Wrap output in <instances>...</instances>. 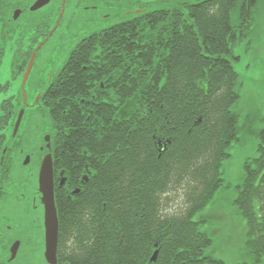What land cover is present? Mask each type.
I'll return each instance as SVG.
<instances>
[{
  "label": "trees",
  "instance_id": "trees-1",
  "mask_svg": "<svg viewBox=\"0 0 264 264\" xmlns=\"http://www.w3.org/2000/svg\"><path fill=\"white\" fill-rule=\"evenodd\" d=\"M263 4L194 0L94 32L105 65L125 53L130 67L94 70L90 103L51 104L67 178L56 197L59 262L226 264L205 253L213 240L194 217L224 185L223 162L244 131L258 135V156L245 163L235 204L246 248L264 262V128L240 125L234 110L242 90L235 51L252 42ZM67 91L86 96L84 86Z\"/></svg>",
  "mask_w": 264,
  "mask_h": 264
},
{
  "label": "flooded vegetation",
  "instance_id": "flooded-vegetation-1",
  "mask_svg": "<svg viewBox=\"0 0 264 264\" xmlns=\"http://www.w3.org/2000/svg\"><path fill=\"white\" fill-rule=\"evenodd\" d=\"M39 1L45 4L32 10ZM129 2L0 0V264H48L39 191L45 156L52 157L55 196L66 192L67 185L59 162L60 145L52 131L51 104L90 103L94 101V70L103 66L114 71L129 69L125 53L123 58L117 54L115 64L105 65L94 37L99 29L125 19L121 18L124 12L116 9ZM135 4L139 12L149 9L146 0ZM78 86L86 88L85 97L67 91ZM16 242L18 250L12 258Z\"/></svg>",
  "mask_w": 264,
  "mask_h": 264
},
{
  "label": "rangeland",
  "instance_id": "rangeland-1",
  "mask_svg": "<svg viewBox=\"0 0 264 264\" xmlns=\"http://www.w3.org/2000/svg\"><path fill=\"white\" fill-rule=\"evenodd\" d=\"M185 1L189 3L194 0H146L148 4L145 6L160 9L169 5L177 6ZM135 2L130 0L128 6L126 3V7L121 6L120 11L116 9L119 14L124 12L121 18L139 12L138 5L133 4ZM259 6L255 19L256 29L249 38L252 42L244 41L235 51L238 56L235 68L240 76L242 90L241 98L234 106L239 114L240 125L244 121L251 124L249 121L253 119V122L257 121V129L264 128V4ZM232 21L237 22L235 12ZM256 135L244 131L240 135V142L232 144L231 156L222 165L224 185L217 191L212 202L194 217L197 221H203L201 230L207 232L213 240L205 253L226 264H256L246 248L247 223L235 204L237 187L243 184L245 163L258 156L259 139Z\"/></svg>",
  "mask_w": 264,
  "mask_h": 264
},
{
  "label": "water",
  "instance_id": "water-1",
  "mask_svg": "<svg viewBox=\"0 0 264 264\" xmlns=\"http://www.w3.org/2000/svg\"><path fill=\"white\" fill-rule=\"evenodd\" d=\"M44 2H37L32 10H37L42 7ZM34 58L30 62L29 68L31 69ZM29 71L27 72V75ZM22 119V112L18 117L16 123V129L19 127ZM49 141V137H46ZM39 191L42 195V203L44 205V226H45V261L48 264H58V243H59V217L56 205V196L54 192L53 181V162L51 155L45 156L39 173ZM19 242H16L12 247V258L15 256L18 250ZM157 253L154 255V259ZM68 264V263H67Z\"/></svg>",
  "mask_w": 264,
  "mask_h": 264
}]
</instances>
